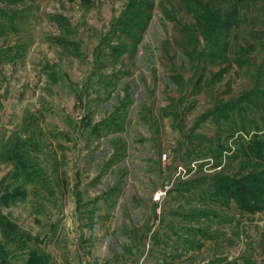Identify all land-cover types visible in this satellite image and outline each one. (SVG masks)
Instances as JSON below:
<instances>
[{
	"label": "rangeland",
	"instance_id": "rangeland-1",
	"mask_svg": "<svg viewBox=\"0 0 264 264\" xmlns=\"http://www.w3.org/2000/svg\"><path fill=\"white\" fill-rule=\"evenodd\" d=\"M200 1L217 48L180 0H0V264H264V0Z\"/></svg>",
	"mask_w": 264,
	"mask_h": 264
},
{
	"label": "trees",
	"instance_id": "trees-1",
	"mask_svg": "<svg viewBox=\"0 0 264 264\" xmlns=\"http://www.w3.org/2000/svg\"><path fill=\"white\" fill-rule=\"evenodd\" d=\"M181 2H183V4L186 7H190L193 11V13L197 16L198 21L201 23H203L204 28L206 30H210L211 34L213 35L211 43L212 46H214V48H217L216 46H219L220 41L218 40V33L221 32L222 30H226L231 26V23H233V16L234 14L230 13L227 18L225 19V21H222L221 19L219 20L216 16L217 14L211 10H208L207 7L205 5H202L200 0H192L193 2H189L188 0H180ZM233 15V16H232ZM217 18V19H216ZM133 22V21H132ZM137 22H133V23H129L130 26H128L129 28L132 27V25H134ZM145 25H143L141 27L140 31L144 30ZM213 31V33H212ZM184 40H182L183 43ZM195 41V37L193 36V33L191 32L190 29H188V40L186 41V43H183L185 46H189L192 47L193 46V42ZM192 43V46H191ZM192 53H195V46L194 48L192 47ZM188 53V51H187ZM213 53V51H212ZM189 55L191 56L192 54L189 53ZM192 57V56H191ZM1 229L3 233H7V231H9V227L4 226L3 224H1ZM8 229V230H7Z\"/></svg>",
	"mask_w": 264,
	"mask_h": 264
}]
</instances>
